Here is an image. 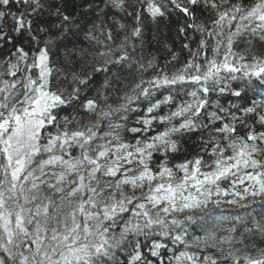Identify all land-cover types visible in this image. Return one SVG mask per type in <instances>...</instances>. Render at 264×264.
Returning <instances> with one entry per match:
<instances>
[{
    "label": "snow or ice",
    "instance_id": "1",
    "mask_svg": "<svg viewBox=\"0 0 264 264\" xmlns=\"http://www.w3.org/2000/svg\"><path fill=\"white\" fill-rule=\"evenodd\" d=\"M0 264H264V0H0Z\"/></svg>",
    "mask_w": 264,
    "mask_h": 264
},
{
    "label": "trees",
    "instance_id": "2",
    "mask_svg": "<svg viewBox=\"0 0 264 264\" xmlns=\"http://www.w3.org/2000/svg\"><path fill=\"white\" fill-rule=\"evenodd\" d=\"M255 208H256L257 211L260 210L259 205H256ZM239 211L243 212V211H245V210L241 209V210H239Z\"/></svg>",
    "mask_w": 264,
    "mask_h": 264
}]
</instances>
